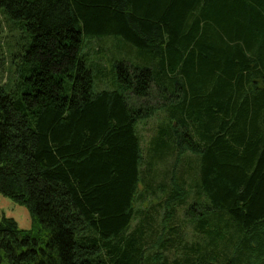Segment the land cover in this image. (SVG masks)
<instances>
[{
    "label": "trees",
    "instance_id": "trees-1",
    "mask_svg": "<svg viewBox=\"0 0 264 264\" xmlns=\"http://www.w3.org/2000/svg\"><path fill=\"white\" fill-rule=\"evenodd\" d=\"M0 9L31 39L0 82V194L32 221L0 218V264H264V0ZM109 36L136 52L97 91L83 38Z\"/></svg>",
    "mask_w": 264,
    "mask_h": 264
},
{
    "label": "rangeland",
    "instance_id": "rangeland-1",
    "mask_svg": "<svg viewBox=\"0 0 264 264\" xmlns=\"http://www.w3.org/2000/svg\"><path fill=\"white\" fill-rule=\"evenodd\" d=\"M13 23L3 9H0V82H5L7 77H15V71L21 64L20 60L31 44V39L24 29H19ZM83 40L85 47L81 54L88 53L90 59L105 69L100 80L95 81V89L114 90L116 88L114 65L122 58L132 59L136 48L131 49L129 44L114 36L102 39L84 37ZM134 107L141 109L150 107L154 112L151 117L139 120L135 127L140 135L142 148L150 147L149 143L157 133V124L162 119V113H157V93L153 91L147 100L136 101ZM151 203L154 202L148 199L141 207L146 208ZM2 216L14 219L21 230L32 229L31 217L25 206L0 194V218ZM186 231L191 235L189 226L186 227Z\"/></svg>",
    "mask_w": 264,
    "mask_h": 264
}]
</instances>
